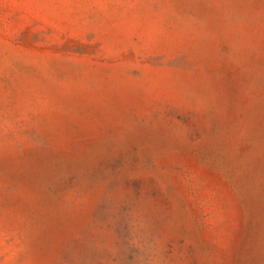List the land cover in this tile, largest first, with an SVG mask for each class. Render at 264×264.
<instances>
[{"label": "rangeland", "instance_id": "1", "mask_svg": "<svg viewBox=\"0 0 264 264\" xmlns=\"http://www.w3.org/2000/svg\"><path fill=\"white\" fill-rule=\"evenodd\" d=\"M0 264H264V0H0Z\"/></svg>", "mask_w": 264, "mask_h": 264}]
</instances>
